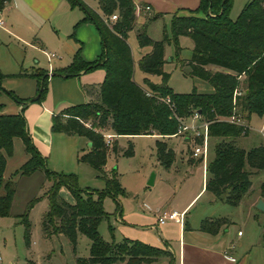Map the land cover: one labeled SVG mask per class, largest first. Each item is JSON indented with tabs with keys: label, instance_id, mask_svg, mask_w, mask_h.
I'll return each instance as SVG.
<instances>
[{
	"label": "trees",
	"instance_id": "1",
	"mask_svg": "<svg viewBox=\"0 0 264 264\" xmlns=\"http://www.w3.org/2000/svg\"><path fill=\"white\" fill-rule=\"evenodd\" d=\"M8 1L0 0V10ZM68 1L71 5L78 4L85 13L76 26L86 21L94 24L100 37L101 52L96 58L85 60L79 47L70 64L54 74L78 76L100 67L104 69V78L98 86L83 85L88 101L53 114L52 130L77 134L90 142L89 151L78 160L97 169L105 186L97 192L96 199L89 190H86L87 196H83L84 190L77 185L75 176L47 169L46 158L33 143L24 109L29 102L40 101L45 96L48 75L34 74L38 98L23 99L3 88L4 74L0 70V91L7 92L21 105L19 113L3 114L0 104V217L12 214L17 183L13 179H5L3 170L7 157L13 152V137H19L29 159L17 173L27 176L43 170L47 178L53 179L46 192L48 208L41 221L43 233L46 236L63 234L73 246L78 233L90 240L89 256L76 257V264H113L124 259H127V264H149L161 257H167L168 264H174V255L166 249L129 238L109 243L100 236L98 225L106 217L103 197L116 199L124 193L116 172L112 171L110 176L104 173L108 148L104 134H158L167 138L175 135L181 122H186L194 111L198 112L208 122V136L217 138L213 157L207 164L205 190L228 205H238L251 187V175L264 169V145L248 150L238 146L235 139L245 135L244 127L222 118L232 113L233 94L239 88L240 76H245V88L236 99L242 117L249 120L252 114L261 116L264 113V0H248L234 20L229 17L232 0H200L197 8L190 10L189 14L172 15L171 38L164 31L160 40H154L146 33V24L143 25L137 31L138 44L150 46L151 50L139 59V67L144 73L161 77L159 83L145 78V88L133 80V60L127 43L128 32L136 20L133 0H99L101 14L81 0ZM114 13L117 20L105 21ZM160 16L156 13L147 16V20L153 21ZM180 36L193 41L191 57L184 61L189 68L188 73L208 83L212 87L211 92H199L193 86L191 91L179 93L168 85L170 73L163 68L166 62L164 44L173 42L175 56L178 57L180 47L177 40ZM206 65H214L219 70L207 69ZM112 149L117 152L116 145ZM156 158L165 167L174 160V151L168 148L165 140L156 142ZM61 187L68 189L73 203L59 195ZM260 196L264 198V181L260 185ZM36 200L34 198L23 212L16 215L24 227L26 244L30 242L28 210ZM224 223L223 220L204 219L199 230L215 235ZM262 225L264 230V220ZM261 240L264 247V231Z\"/></svg>",
	"mask_w": 264,
	"mask_h": 264
},
{
	"label": "rangeland",
	"instance_id": "2",
	"mask_svg": "<svg viewBox=\"0 0 264 264\" xmlns=\"http://www.w3.org/2000/svg\"><path fill=\"white\" fill-rule=\"evenodd\" d=\"M15 1L16 4L17 1L20 2L19 8L17 5L13 6L14 9L8 17L2 15L6 26L0 25V70L4 74V78L14 79V76H26L25 79L36 81L34 77L36 73L40 76L59 72L60 69L70 64L79 47L83 48L80 43V36L83 35L90 41L86 47L88 52H92L94 46L90 38L91 34L87 27L85 28V22L76 26L77 22L85 15L78 4L71 5L68 0H62L61 3L50 0L51 4L43 0L42 2L32 0L35 2L31 6L29 4L31 0ZM81 1L101 14L99 0ZM247 1L232 0L229 17L233 20L236 19ZM147 16H136L134 27L127 36V43L131 49L133 60V76L135 81L141 85H144L143 77L155 82H160L161 79L156 75L141 71L138 64L140 55L143 51H148L150 46H139L137 31L146 24V33L151 38L160 40L164 31L171 38L170 23L172 17L166 16L155 21H148ZM177 44L180 47L178 57L175 56L173 42L164 44L166 60L164 70L170 73L168 85L179 93L189 92L193 86L200 91H208L210 85L191 76L188 73V66L184 63L191 57L193 41L187 36H180ZM48 53H54L55 57L49 58ZM94 58L96 56H93ZM100 70L104 69L99 67L89 71V73L93 78L100 77ZM239 78V89L244 90L245 76ZM94 85L98 86V84ZM143 87L145 88L146 85ZM203 87L207 88L203 89ZM43 99L44 97L35 102L42 103ZM252 115V120L250 121L251 117L247 120L249 128L246 129L245 135H242L235 142L238 146L246 149L263 143L259 129L264 128V113L261 116ZM174 116L177 114L175 113ZM52 132L54 143L51 156L45 157L47 169L60 174L75 176L77 185L84 190L83 196H87L86 190H89L92 192L93 199H96L97 192L105 186L102 174L87 163L78 160L79 156L89 151L87 139L77 134L53 130ZM18 139L15 138V140ZM161 140L166 141L168 148H171L169 144L174 146L177 141V139L166 137L160 139L151 134L116 135L108 146L104 173L110 176V173L115 171L118 183L124 193L117 196L116 199L111 196L103 197L102 206L106 217L99 223L98 232L104 241L109 243L120 242L127 235L125 232L145 231L144 223L146 222L140 218V214L143 213L141 204L144 205L145 210L151 211L156 204L168 202V205L179 211L182 209V204L189 200L193 190L183 185L181 180L176 179L175 182L174 180L170 182L163 180L166 179V171L159 166L156 158V142ZM196 142L198 139L191 140L190 145L184 148L186 152L191 154L192 147ZM213 143L214 141L209 143V146H212ZM113 145H116L117 152L113 151ZM128 151L130 153H127ZM213 154L212 149L209 157L212 158ZM195 159L199 160L200 158ZM201 166H198L192 174L195 182L198 183L201 180ZM152 174L157 175L156 181L154 184L148 185V180ZM250 179L251 189L242 197L238 205H211L208 207V211L223 218L225 223L221 229L225 230V234L234 242L237 238V231L241 230L243 234L241 238L242 248H250V256L254 255L255 260H261L260 252L264 250L261 242V234L264 231L262 225L264 213L252 206L251 201L260 193V185L264 181V169L253 173ZM52 184L53 179L47 178L43 170L35 171L32 176H20L11 207L12 214L7 217H0V256L3 264H29L31 261L35 264H76V257L87 258L89 256L90 240L86 235L78 233L76 243L73 246L63 234L46 236L43 233L41 221L48 208L46 192ZM64 188L67 190L66 196L70 197V201H72L71 193L66 187ZM205 196L201 197L197 204L190 209L187 216H190L191 219L201 208L199 207L200 204L205 202ZM34 198L37 200L28 210L30 242L26 244L24 227L20 223V217L16 215L23 212ZM116 202L118 208L121 209L117 210ZM118 218L120 221L117 220ZM134 240L148 244V242L139 239ZM164 260L160 259L157 264H165ZM177 263L178 258H175L174 264Z\"/></svg>",
	"mask_w": 264,
	"mask_h": 264
},
{
	"label": "crops",
	"instance_id": "3",
	"mask_svg": "<svg viewBox=\"0 0 264 264\" xmlns=\"http://www.w3.org/2000/svg\"><path fill=\"white\" fill-rule=\"evenodd\" d=\"M40 1L42 2V0ZM43 1L51 4L50 0ZM53 1L56 3H61L62 0ZM199 1L200 0H133L136 5V8L140 6H149L148 10H146L145 8H141L139 11L136 10L137 17L141 15L143 17H146V15L151 16L156 13H160L161 16L155 20L161 19L166 16L172 17V15L174 14L187 15L189 14L190 10H194L195 8H197V6L199 5ZM34 2H32L31 0L29 4L32 6ZM19 4L20 2L17 1L16 4L15 0H9L8 2H6L3 9L0 10V18L3 20L2 15L8 17L10 12L14 9L13 6L17 5V8H19ZM198 15L202 16V13H199ZM85 25V28L87 27V30L91 34L90 38L92 39L94 47L92 52H88L86 47H88V43L90 41L86 39L85 35L80 36V43L81 45H83V48L81 47V52L85 60H92L93 56L97 57L101 52V41L94 24L89 21H86ZM2 26H6L4 20ZM150 50L151 48L148 51H143L140 55V58L143 55L149 53ZM52 54L54 55L53 57H55V54ZM205 68L219 70V68L214 65H206ZM224 71L226 72V70ZM25 78L26 76H14V79H8L7 77H5L3 78L2 86L5 90L12 91L15 95L20 98L32 99L37 95V84L35 80H28ZM103 78L104 70H100V77L96 78H93L89 72H82L78 76L71 77H65L57 74L48 75L47 91L44 96L43 102L36 103L35 101H31L27 104L24 111L26 124L31 134L32 141L35 144L37 150L44 157L48 156L49 158L51 156V150L54 143V134L51 129L52 115L61 111L65 107L88 101L89 96L83 90V85L99 84L102 82ZM145 78L150 80L147 77H143V83ZM152 82L159 83L155 81ZM137 84L142 87L145 85V83L144 85H141L139 83ZM204 88L207 87H203V89ZM197 91L211 92L212 87L208 86V91H200L198 89ZM0 104L2 105L1 113L3 114H17L21 110V105L18 104L5 91H0ZM252 117L254 116L252 115ZM252 117L250 121L252 120ZM259 133L260 135H262L263 143H259L258 145H264L263 127L259 129ZM151 135L157 136L160 139L163 138L161 135L158 134ZM240 137L236 138L235 142ZM15 138L19 137H13V152L11 156H8L6 159L5 167L3 170V177L5 179H13L17 183L20 179V175L17 172L20 167L29 159V153H27V151L25 150L22 140L20 138L18 140H15ZM167 138L177 139V141L174 143V146H171L169 144V146L174 151V160L168 167L163 166L157 159V163L159 164V166L166 171V179L163 180L166 182H170L172 180H174L175 182L176 179L181 180L183 185H186L187 187H190L191 190H193L192 194L189 200L182 204V209L179 211L176 208L168 205V202L166 204H156L155 206H153V210L151 211L145 210V208L143 207L144 205L141 204L143 213L140 214V218L144 220L143 222H146L144 223L145 231L138 233L125 232V234H127L125 238H130L133 240L139 239L148 242V244H151L153 246L166 249L170 251L175 258H178L177 264H264V250H261L260 252L262 259L255 260L254 255L250 256V248H242L243 244H241V238L243 234L241 230L237 231V238L235 242L234 240L229 239L228 236L225 234V230H222L221 228L215 235L199 230L200 222L204 219H223L222 217H220V215L216 216L213 215V213L211 214L210 211H208V207H210L211 205L218 204L228 205L222 202L221 200L217 199L211 192L205 190V184L208 178L207 164L212 159L209 157V153L213 149L214 143L217 141V138H208V146L209 143H211L212 141H214V143L212 146H209L205 161L201 160V158L199 160L195 159L194 157H192L190 152H186V149L184 148L186 146H189L191 143V140H189L188 138L181 135H172ZM200 165H202V174L201 180L198 183L195 182L192 174H194V171ZM33 174L34 173H32L31 176ZM156 177L157 175H154L153 184L156 181ZM249 191L247 193H249ZM66 192L67 190L64 187H61L59 190V195L64 200L73 203L74 199L70 201V197L66 196ZM203 196H205V202L200 204L199 207L201 208L195 213V216L191 219V217L187 216V214L189 213L190 209L194 205H196L199 199ZM259 197L262 198L260 196V193L251 201L252 206L255 207L257 201L260 199ZM262 199L264 200V198ZM174 210L177 212L184 211V220L182 224L173 220H168L163 224H159L157 220L158 216H160L163 212H170ZM145 213L147 214L145 215ZM117 220L120 221V218H118ZM238 232H240V234H238ZM262 249H264V247ZM250 257H252V261L250 260ZM160 259H165L164 263H168V259L166 257H161ZM160 259L149 264H157ZM115 263L127 264V259L119 260ZM29 264L35 263L31 261Z\"/></svg>",
	"mask_w": 264,
	"mask_h": 264
},
{
	"label": "built area",
	"instance_id": "4",
	"mask_svg": "<svg viewBox=\"0 0 264 264\" xmlns=\"http://www.w3.org/2000/svg\"><path fill=\"white\" fill-rule=\"evenodd\" d=\"M141 8H145L146 10L149 9V6H143V7H137L136 10L139 11ZM118 16L116 13L110 15L108 19L105 21L114 22L117 20ZM0 25H3V20L0 18ZM49 58L53 57L54 55L52 53L47 54ZM244 93V90H241L239 88L235 89L233 94V110L232 113L229 116L223 117L222 119L233 123L238 124L244 127V131H246L247 128H249L248 121L245 120L242 117V114L240 112V106L237 104V96H241ZM148 95H150L149 92H147ZM175 135H181L189 140H195L198 139L199 142H196L191 150V155L194 158H201L203 161L206 160V156L208 153V122L203 120L202 117L198 114V112H193L189 119L186 122H181L179 129ZM116 135L111 133H105L104 139L105 143L110 146L111 142L113 141V138ZM158 222L159 224H163L168 220H173L176 222H179L180 224L183 223L184 220V211L177 212V211H170V212H163L160 216H158ZM240 234V232H238ZM0 264H2L1 256H0Z\"/></svg>",
	"mask_w": 264,
	"mask_h": 264
},
{
	"label": "water",
	"instance_id": "5",
	"mask_svg": "<svg viewBox=\"0 0 264 264\" xmlns=\"http://www.w3.org/2000/svg\"><path fill=\"white\" fill-rule=\"evenodd\" d=\"M37 98H38V94H37L35 97H33L34 100H36ZM88 145H89V146L91 145L90 142L88 143ZM153 179H154V174H152V175L150 176L149 180H148V184H149V185H152V184H153ZM255 207H256L259 211H261V212L264 213V200H263L262 198H260V199L257 201Z\"/></svg>",
	"mask_w": 264,
	"mask_h": 264
}]
</instances>
